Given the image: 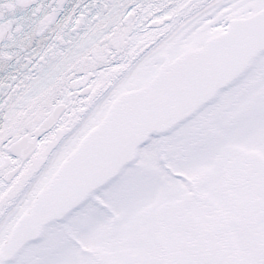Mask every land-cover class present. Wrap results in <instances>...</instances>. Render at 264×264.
Listing matches in <instances>:
<instances>
[{"label":"snow or ice","instance_id":"snow-or-ice-1","mask_svg":"<svg viewBox=\"0 0 264 264\" xmlns=\"http://www.w3.org/2000/svg\"><path fill=\"white\" fill-rule=\"evenodd\" d=\"M0 264H264V0H0Z\"/></svg>","mask_w":264,"mask_h":264}]
</instances>
